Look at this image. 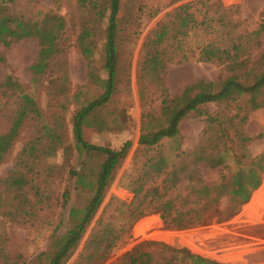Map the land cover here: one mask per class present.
I'll return each instance as SVG.
<instances>
[{
	"label": "trees",
	"instance_id": "1",
	"mask_svg": "<svg viewBox=\"0 0 264 264\" xmlns=\"http://www.w3.org/2000/svg\"><path fill=\"white\" fill-rule=\"evenodd\" d=\"M64 1L51 0V3L55 9H59ZM74 1L78 5L80 17L74 44L87 63V83L97 86L101 93L75 109L71 119L73 149L91 159L101 160L97 170L89 167V162H83L80 170L69 171L68 177L73 182L74 190L86 193L85 203L70 206L66 231L56 236L58 229H55L48 249L32 261H23L21 264H62L76 250L130 149L129 142L119 149H111L90 144L85 138L88 131L103 133L126 130L124 112L116 110L118 107L115 100L118 85L129 77V66L124 63L125 52L121 49L126 28L122 13L123 0ZM213 6L214 4L208 1L186 3L178 7L172 21L158 25L147 37V46L161 47L167 43L174 47L177 44L178 63L189 60L216 63L223 66L228 75L216 81L197 80L173 96L165 87L162 77L169 61L158 56L146 57L143 60L139 68L140 77L143 80L152 78L156 81L153 84L160 92V107L158 117L147 113L142 115L137 150L132 158L136 175L125 184L133 199L129 204H120L124 208L122 213L126 212V219L133 221L128 232L122 227L123 224H119L117 229L113 223L103 222L102 211L83 245L84 254L81 258L84 264H105L122 240V235L128 234L133 224L143 217L158 215L166 226L179 231L204 227L212 221L224 223L236 216L261 186L264 176V150L257 156L250 154L247 147L251 138L242 131L240 125L247 120L249 113L264 109V46L262 47L260 42L264 26L252 32H241L238 21L234 20L238 15L237 7H224L220 3ZM199 7L206 10L202 13ZM210 12L213 15H209ZM105 22L106 25L101 30L100 26ZM170 25H175L172 29L176 31L171 37ZM65 28L66 20L61 15L48 12L39 20H27L22 16L8 14L7 9L0 5V43L7 48L24 39H35L39 44L37 58L28 67L34 77L47 73L59 63V76L63 81L66 80L62 48ZM198 31L214 35V40L201 42L195 49L188 48L190 36ZM98 34L102 36L99 39ZM100 39L104 44L103 68L106 78H102L92 66ZM258 49L259 55L253 58ZM1 86L7 90L17 85L11 76H6ZM243 100L245 103L242 106ZM209 104L224 106L226 109L238 107L237 110L244 114L238 117L239 113H236L223 125L219 123L220 118L223 121L225 119L223 110H218L215 115L201 113L202 108ZM191 113H198L204 120L207 137L189 155L184 154L180 144L178 145V158L186 156V159L182 160V166L178 168L177 173L175 170H169L160 147L164 140L179 138L180 124ZM41 115L40 106L31 96H19L15 119L7 133L0 135V163L18 137L23 122L29 117L39 118ZM233 129L232 140L228 133ZM42 132L46 134L47 139L57 142L64 155L71 149L65 146L66 142L60 141V136L54 131L43 128ZM50 133L51 138L48 135ZM235 143L241 144L240 152L234 151ZM34 144L42 146L41 141L36 140ZM33 148L32 146V150ZM41 150L39 147L38 152ZM209 151L212 153L208 154ZM228 159L233 162L232 171L222 174L214 184L199 180L192 182L191 176L187 175L186 180L181 176L182 173L195 170L198 164H203L209 169H230ZM4 183L9 189L8 179ZM183 183L185 185L182 186ZM177 186L178 195L170 196L171 191L177 190ZM32 190L26 191L24 195L11 197L12 201H19L15 210H19L21 214L33 209L37 198H40L39 202L44 201L45 194L38 189L32 195ZM70 195L71 191L66 188L61 194L63 201L58 205L59 208H64L69 203ZM30 196L34 201L29 199ZM46 198L45 196V200ZM155 245L162 250L158 256L143 250L144 247ZM1 253L2 247L0 256L5 258L4 264H17L15 262L18 261L10 260L7 254ZM116 264L222 263L192 254L185 248L177 249L164 244L142 242L125 253Z\"/></svg>",
	"mask_w": 264,
	"mask_h": 264
},
{
	"label": "rangeland",
	"instance_id": "2",
	"mask_svg": "<svg viewBox=\"0 0 264 264\" xmlns=\"http://www.w3.org/2000/svg\"><path fill=\"white\" fill-rule=\"evenodd\" d=\"M196 1H208L214 4L213 7L219 3L224 7H237L238 15L234 20L238 21L241 32H252L264 26V0H123L122 13L126 28L121 49L125 52L124 63L129 66V77L118 85L115 100L118 107L116 110L124 112L126 130L103 133L88 131L85 138L90 144L111 149H119L124 143L129 142L130 149L79 246L62 264H84L81 258L84 254L83 245L96 220L101 217L102 211H104L102 216L104 223H113L116 228L119 224H123L122 227L127 232L133 221V219H126V212L122 213L124 208L120 204H129L133 199V195L125 184L136 175L132 158L137 150L142 115L147 113L158 117L160 107V92L153 84L156 81L152 78L143 80L140 77L139 68L143 60L146 57L158 56L169 61L162 77L165 87L173 96L178 95L185 86L197 80L216 81L228 75L224 67L216 63L195 60L178 63L177 44L174 47L167 43L161 47L146 45L147 37L158 25L173 20L172 16L178 7ZM0 5L7 9L8 14L22 16L27 20H39L48 12L61 15L66 20L62 42L66 71L64 81L58 73L59 63L39 77L31 75L28 67L35 62L39 50V44L35 39H24L7 48L0 43V95L3 93L0 97L2 99L0 100V135L7 133L11 127L21 94L31 96L42 111L41 117H29L23 122L18 137L0 163V248H3L1 254H7L10 260H16L18 262L15 263L21 264L23 261L28 263L38 254L45 252L53 239L52 234L55 229H58L56 236L66 231L69 207L74 204L83 205L86 201V193L74 190L73 182L68 177L69 171L80 170L83 162H89V167L97 170L101 159H91L73 149L71 119L79 105L100 95L101 90L87 83V63L74 44L80 22L76 1L65 0L59 9L54 8L51 0H0ZM200 10L203 13L206 9L199 7ZM213 10L214 8L212 12ZM212 12L209 15H213ZM105 25L106 22L100 26L101 30ZM174 26L170 25L169 30ZM175 32L172 29L169 37ZM101 37V34H98V39ZM213 40L214 35L198 31L190 36L188 48L195 49L199 43ZM260 42L263 47L264 30L260 36ZM98 45V52L92 66L102 78H106L103 68L104 44L101 39ZM259 53L260 49L256 50L253 58ZM6 76H11L17 86L4 89L1 84ZM244 103L245 100L241 105L243 106ZM237 109L238 107L226 109L224 106L209 104L202 108L201 113L215 115L218 110H223L225 119L223 121L220 118L219 123L225 125L229 117L236 113H239L238 117L244 114ZM240 127L251 138L247 147L250 154L257 156L262 153L264 109L249 113L247 120ZM43 128H47L50 132L54 131L60 136V141L66 142L65 146L71 149H68L64 155L58 148L57 142L47 139L46 134L42 132ZM234 129L228 133L232 140ZM48 135L51 138V133ZM206 135L207 128L198 113H191L184 118L180 124L179 138L164 140L161 143L160 151L168 162L169 170H175L178 173L182 160L186 159V156L178 158L179 144L181 151L189 155L206 139ZM36 140L41 141L42 146L34 144ZM233 145H235L234 151L240 152L241 144ZM39 147L46 154L42 150L38 152ZM48 152L54 154L49 155ZM211 153L208 152V154ZM227 163L230 166L227 170L209 169L203 164H198L195 170L182 173L181 176L185 177V180L187 175L191 176L192 182L199 180L214 184L218 182L222 174L232 171L231 159H228ZM6 179L10 185L9 189L4 183ZM66 188L71 191L69 203L64 208H59L58 205L63 201L61 194ZM31 189H33L32 195L39 189L47 198L45 200L43 196L42 202H39L40 198H37L33 209H28L21 214L19 210H15L19 201H12L11 197L24 195ZM259 193L262 197L264 176L261 186L252 194L247 204L252 203ZM173 195H178V186L177 190L171 191L170 196ZM29 199L34 201L31 196ZM224 203L225 201L222 205ZM247 204L241 207L236 216L224 223L218 224L212 221L207 226L182 231L166 226L158 215L143 217L133 224L128 234L122 235V240L105 264L118 263L125 253L142 242L164 244L177 249L185 248L192 254L222 264H264V199L261 198L256 202L251 215H247L246 210L250 205ZM143 250L155 256L162 252L158 245L144 247ZM5 261V258L0 256V264H4Z\"/></svg>",
	"mask_w": 264,
	"mask_h": 264
},
{
	"label": "bare ground",
	"instance_id": "3",
	"mask_svg": "<svg viewBox=\"0 0 264 264\" xmlns=\"http://www.w3.org/2000/svg\"><path fill=\"white\" fill-rule=\"evenodd\" d=\"M258 198V199H257ZM262 198V200L264 199V193L262 194V197H261V194H259V196L255 197L252 201V203L247 207V215H251V213L253 212L254 210V207L256 206V202L258 200H260ZM246 219V218H245Z\"/></svg>",
	"mask_w": 264,
	"mask_h": 264
},
{
	"label": "crops",
	"instance_id": "4",
	"mask_svg": "<svg viewBox=\"0 0 264 264\" xmlns=\"http://www.w3.org/2000/svg\"><path fill=\"white\" fill-rule=\"evenodd\" d=\"M260 193H262V191H261ZM260 193H259V194H260ZM249 201H250V200H249ZM251 201H252V200H251ZM250 203H251V202H250ZM250 203H249V204H250ZM249 204H247V205H249Z\"/></svg>",
	"mask_w": 264,
	"mask_h": 264
}]
</instances>
